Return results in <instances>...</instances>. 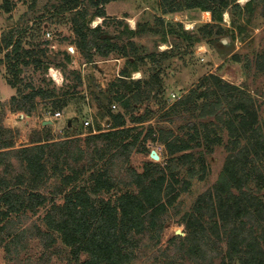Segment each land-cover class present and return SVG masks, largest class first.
Returning <instances> with one entry per match:
<instances>
[{
	"label": "trees",
	"instance_id": "1",
	"mask_svg": "<svg viewBox=\"0 0 264 264\" xmlns=\"http://www.w3.org/2000/svg\"><path fill=\"white\" fill-rule=\"evenodd\" d=\"M17 1L2 0L1 8L11 12ZM108 1L62 0L60 7L62 12H72V42L85 63L95 62L97 55L107 58L117 53L126 57L131 67L123 69L111 84L110 103L102 107L111 118L109 128L94 125L98 129L94 132L90 124L84 136L69 133L57 140L49 133L47 138L37 136L31 144L17 147L18 132L2 125L0 116V247L9 260H16L29 241L38 238L47 260L60 251L65 252L68 264H133L144 236L153 244L160 242L170 207L182 192L190 190L192 179L204 177L205 158L199 155V164L194 163L192 149L206 143V150H210V144L220 139L204 121L188 120L179 125L178 131L146 123L154 111L146 107L141 112V104L160 87V73L150 79H134L130 86L127 79L131 72L142 71L140 64L147 63V58L160 62L170 54L165 50L140 53L133 37L143 32L141 24L132 29L125 23L115 36L105 34L103 24L92 26L96 17L108 18L104 7ZM251 1L243 6L239 0H160V5L165 14L210 11L212 21L205 23L204 29L212 33L216 27L217 32L223 31L220 22L224 13L248 9ZM159 19L164 23L162 17ZM40 42L26 47L21 35L13 30L0 39V55L5 51L0 65H6L13 87L20 84V76L28 67L43 70L39 83L30 80L11 97L12 111L32 114L40 100L58 106L60 96H74L83 84L81 72L74 69L72 81L57 87L47 72L52 65L63 70L67 65L49 58L50 40ZM64 58L72 61L70 51H64ZM257 62L264 70V58ZM209 78L215 84L213 89L192 87L168 104L163 114L172 120L185 113H189L188 119L229 114L234 151L228 155L214 187L198 195L193 208L183 214L186 234L172 236L167 249L200 264H210L216 258L220 264H232L236 258L240 264H264V193L257 194L264 185V123L259 122L254 100L244 96L247 91L221 76L210 74L204 79ZM114 100L121 105L118 111L111 107ZM75 127L67 126L66 130ZM241 136L247 139L244 145H239ZM149 141L163 144L170 157L165 164L146 161L138 171L130 165L131 156L150 151ZM183 167H187V176L181 175ZM121 170H125L126 179ZM54 178H59V183L46 192ZM58 196L63 199L58 201ZM42 208L44 226L32 222L21 227L28 213ZM59 240L64 245L61 250L56 245ZM222 240H226V248Z\"/></svg>",
	"mask_w": 264,
	"mask_h": 264
},
{
	"label": "rangeland",
	"instance_id": "2",
	"mask_svg": "<svg viewBox=\"0 0 264 264\" xmlns=\"http://www.w3.org/2000/svg\"><path fill=\"white\" fill-rule=\"evenodd\" d=\"M248 1L250 0H239L243 6ZM251 2V6L242 9L241 12L233 9L230 10L231 13H224L220 22V26L223 27L222 32H217L216 27L214 32L207 33L208 30L204 29V25L211 22L212 17H207L205 11L192 9L165 14L160 0H109L104 5L108 18L104 20V17H96L91 22H96L97 25L103 24L105 34L112 36L118 35L125 23L132 29L138 28L141 24L143 32L133 37V41L141 49L140 53L148 54L164 50L169 52L170 56L160 62L147 58V63L140 64L142 71L131 72L132 76L127 79L126 85L130 86L134 79H150L154 73H160V87H156L152 95L141 104V112L146 107L154 111L152 118L146 123H159L178 131L179 125L188 120L204 121L214 135L220 137L215 143L210 144V150H206V143L192 149L194 163L199 164L197 162L199 155L205 158L204 177L192 179L190 190L182 192L176 204L170 207L160 242L153 244L147 235L144 236L139 248L140 255L133 264H168L172 260L174 264H200L184 259L178 252L169 251L167 247L172 236L186 234L185 224L181 221L183 214L193 208L198 195L214 187L224 170L228 155L234 151L235 138L228 126L229 114L220 112L206 118L188 119L186 116L189 113H185L175 116L172 120L163 114L168 108L167 105H171L192 87L201 90H208L210 87L213 89L215 87L213 80L204 78L215 74L247 91L244 96L248 98L247 95H250L254 100L259 112V122L264 123V70H260L257 66V61L261 57L264 58V0ZM1 3L2 0H0V39L13 30L21 35L26 47L33 43H41L40 41L45 39L50 40L49 58H56L67 65L65 70L52 65L47 72L48 77L59 88L72 81L74 69L80 71L83 77V84L79 86L74 96L68 94L60 96L61 103H58V106H53L51 101L40 100L37 109L32 114H27L24 111H12L10 99L13 95L19 94V88H24L30 80L39 83L43 70L34 71L33 67H28L20 76L23 77L20 84L13 87L8 81L10 73L6 65L4 63L0 65V116L2 125L12 129L13 133L18 132L15 135L16 146L31 144L30 141L37 136L47 138L49 133L57 140L63 139L69 133L84 136L88 131L84 121L88 118L93 125L108 129L111 118L102 107L110 103L111 84L121 76L123 69H131L126 63L127 58L112 53L107 58L97 55L95 62L85 63L72 42L74 39L70 21L72 12L61 11L62 0H18L11 12L4 11ZM160 17L164 23L161 22ZM48 31L50 36L47 35ZM72 47L74 50H71ZM64 51H70L71 62L64 58ZM4 55L5 51L0 57ZM65 99H68L66 105L63 103ZM112 103L117 105L116 107L111 105L114 111L121 109L118 101L114 100ZM58 109H62V117L51 116ZM43 119L46 120L44 124ZM68 120L75 121H70L69 125ZM71 125L76 126L74 130H66L67 126ZM238 141L239 145H244L247 139L241 136ZM148 146L150 151L134 152L131 156L130 165L138 171L143 170L146 161L165 164V160L170 157L163 144L149 141ZM152 149H156L161 155L159 160L150 156ZM120 174L126 179L125 170H121ZM181 175L187 176V167L181 169ZM57 183L59 178H54L45 191H52ZM234 190L238 192L237 188ZM263 193L264 185L257 194ZM62 199L61 196L57 197L58 201ZM44 213L43 208L37 213H28L29 218L24 219L21 227L32 222L44 226L41 219ZM56 245L60 250L64 248L60 240ZM222 245L226 248V240H222ZM44 253L41 241L32 238L16 260L7 259L5 249L0 247V264H68L65 252L52 253L50 260H47ZM210 264H220V259L216 258ZM232 264H240V262L236 258Z\"/></svg>",
	"mask_w": 264,
	"mask_h": 264
},
{
	"label": "built area",
	"instance_id": "3",
	"mask_svg": "<svg viewBox=\"0 0 264 264\" xmlns=\"http://www.w3.org/2000/svg\"><path fill=\"white\" fill-rule=\"evenodd\" d=\"M91 24H92V26H96L97 25L96 22L91 23ZM47 35L50 36L49 31L47 32ZM113 106L116 107L117 105L114 104ZM62 113H63L62 110H59V111H56L52 116L55 117V118H60V117H62ZM84 124H86L88 126V125H90L92 123H91V120L88 118V119H85ZM103 130H105V129H103ZM93 131L94 132L98 131V129L94 125H93Z\"/></svg>",
	"mask_w": 264,
	"mask_h": 264
},
{
	"label": "water",
	"instance_id": "4",
	"mask_svg": "<svg viewBox=\"0 0 264 264\" xmlns=\"http://www.w3.org/2000/svg\"><path fill=\"white\" fill-rule=\"evenodd\" d=\"M71 50H74V48L72 47ZM71 124V122H69V125ZM150 156L155 159V160H159L161 158V155L159 154V152L156 149H152L150 152Z\"/></svg>",
	"mask_w": 264,
	"mask_h": 264
},
{
	"label": "bare ground",
	"instance_id": "5",
	"mask_svg": "<svg viewBox=\"0 0 264 264\" xmlns=\"http://www.w3.org/2000/svg\"><path fill=\"white\" fill-rule=\"evenodd\" d=\"M204 13H206V15H207V17H209L210 18V11H205Z\"/></svg>",
	"mask_w": 264,
	"mask_h": 264
},
{
	"label": "crops",
	"instance_id": "6",
	"mask_svg": "<svg viewBox=\"0 0 264 264\" xmlns=\"http://www.w3.org/2000/svg\"><path fill=\"white\" fill-rule=\"evenodd\" d=\"M210 18H211V16H210ZM52 116V115H51ZM46 118V117H45ZM46 120H42V123L44 124V122H45ZM71 120H68V122H70ZM32 136V135H31ZM30 143H31V141H30Z\"/></svg>",
	"mask_w": 264,
	"mask_h": 264
}]
</instances>
